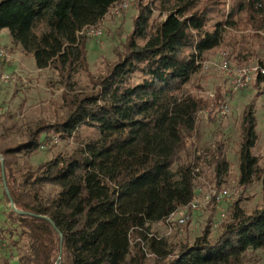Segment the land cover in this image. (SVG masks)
<instances>
[{
  "label": "trees",
  "instance_id": "1",
  "mask_svg": "<svg viewBox=\"0 0 264 264\" xmlns=\"http://www.w3.org/2000/svg\"><path fill=\"white\" fill-rule=\"evenodd\" d=\"M119 1L0 0V30L32 56L36 69L54 70L62 88L51 121L0 149L4 199L16 210L9 206V224L0 230L16 235L15 245L23 242L17 263L264 264L256 255L264 251V150L253 152L251 101L238 123L236 184L241 193L259 184V203L247 209L239 195L214 233L208 221L190 243L172 245L150 231L194 199L202 166L216 187L228 175L221 132L205 149L194 145L197 114L224 104L218 87L209 99L198 95L201 70L226 32L251 31L240 40L264 38V0H134L130 32L93 76L88 36L80 32ZM239 56L237 62L249 55ZM80 74L88 85L76 84ZM254 82L264 88V73L257 71ZM83 127L94 136L69 153L15 168L20 155L70 139ZM46 187L56 191L45 194Z\"/></svg>",
  "mask_w": 264,
  "mask_h": 264
},
{
  "label": "rangeland",
  "instance_id": "2",
  "mask_svg": "<svg viewBox=\"0 0 264 264\" xmlns=\"http://www.w3.org/2000/svg\"><path fill=\"white\" fill-rule=\"evenodd\" d=\"M124 1L131 4L118 13L108 12L97 24L101 30L100 35H87L86 60L89 73L93 76L103 70L105 62L114 59V51L120 48L126 34L131 30L132 16L135 14L134 0ZM250 32L249 30L233 34L226 32L221 48L211 54L203 64L200 80L202 90L198 95L209 99L214 89L220 88L223 93L224 109L219 108L211 113L202 111L197 114L199 138L194 145L199 149H205L212 145L217 132H221L225 141L224 150L229 162V171L224 183L216 187L211 180L210 170L202 166L195 174V192L197 189L199 191L195 193L193 200L197 204V209L189 213L188 220L183 224H178L173 219L169 225L163 222L150 225L151 234L167 237L172 245L183 239L192 242L200 235L208 221L214 233L239 195H242L243 205L247 209L259 203V184L250 185L242 193L236 184L238 123L243 106L249 101L253 102L257 122L258 141L253 152L262 154L264 150V88L261 84L256 85L254 78L242 88L234 84L235 76L240 69L255 73L254 68L259 65L257 61L264 62V38L239 39V35ZM260 34L264 35L262 32ZM0 47L11 55L9 63L0 61V149H3L24 141L25 133L30 127L52 120L54 113L59 112L62 88L58 74L50 68L36 69L32 56L25 53L19 45L12 44L6 29L0 30ZM241 54L249 55L248 59L237 62L235 57ZM224 57L228 62L227 70L220 68V62ZM6 75L9 77L8 80L4 78ZM75 81L80 87L88 85L85 74L76 76ZM93 136L91 130L83 127L70 139L47 141L44 147L20 155L15 168H21L23 163L35 166L58 153H69L76 145ZM2 173L4 175V171H0V229L9 224L5 216L10 206L4 199ZM215 187L226 189L231 193L230 197L221 201L209 200L210 189ZM55 191L56 189L52 187L44 189L45 194H52ZM15 243L16 235L4 234L0 230V264H4V260L7 264H18V253L24 246L23 242H18L17 245ZM256 255L259 263H264V251H257ZM151 263L149 259L147 264Z\"/></svg>",
  "mask_w": 264,
  "mask_h": 264
},
{
  "label": "built area",
  "instance_id": "3",
  "mask_svg": "<svg viewBox=\"0 0 264 264\" xmlns=\"http://www.w3.org/2000/svg\"><path fill=\"white\" fill-rule=\"evenodd\" d=\"M131 3L128 1L120 0L118 3L112 5L109 12L112 13H118L120 10L126 9ZM80 33H84L85 35H91V36H98L101 34V30L97 25L87 27L83 29ZM0 61L4 63H9L11 61V55L10 53L4 49L3 47H0ZM220 68L222 70L228 69V62L223 58V60L220 62ZM259 71L260 73H264L263 67H256L254 68V72L256 73ZM255 73L249 72L246 69H240V72H238L234 79V84L238 88L244 87L247 83H249L253 78L255 77ZM6 80H8V76H4ZM221 110L224 109V106L220 107ZM197 168L194 169V172H197ZM199 189H197L196 192H198ZM231 193L227 191L226 189H217L216 187L213 189H210V196L209 200H216L221 201L222 199L229 198ZM197 209V204L194 200H191L188 204L183 205L179 207L178 209L171 212L162 222L165 225H169V223L173 222L172 220L175 219L178 224L185 223L189 218V213L191 211H194ZM179 213V215H178ZM178 215V216H177Z\"/></svg>",
  "mask_w": 264,
  "mask_h": 264
},
{
  "label": "water",
  "instance_id": "4",
  "mask_svg": "<svg viewBox=\"0 0 264 264\" xmlns=\"http://www.w3.org/2000/svg\"><path fill=\"white\" fill-rule=\"evenodd\" d=\"M2 178H3V173H2ZM9 205H10L11 209L15 210V208H14L13 203L11 202V200L9 201Z\"/></svg>",
  "mask_w": 264,
  "mask_h": 264
}]
</instances>
